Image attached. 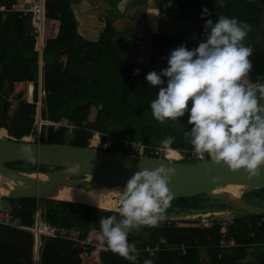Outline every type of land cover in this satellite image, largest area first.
<instances>
[{
    "label": "trees",
    "instance_id": "trees-1",
    "mask_svg": "<svg viewBox=\"0 0 264 264\" xmlns=\"http://www.w3.org/2000/svg\"><path fill=\"white\" fill-rule=\"evenodd\" d=\"M81 0H44L45 16L58 22L55 36L46 40L42 53L34 50L35 38L32 34L30 16L19 18L13 7L16 0H0L4 9L0 10V114L4 105V118L9 138L23 141L32 137V142L65 143L89 146L95 132L101 134V142L112 138L121 143L143 142L162 146L167 136L175 137L171 148L185 152L192 149L185 136L191 128L188 114L163 124L152 116L151 102L157 97L158 88L150 86L146 80L149 71L159 72L166 68L170 49L184 44L189 50L205 39V21L216 22L219 17L237 18L249 25L243 44L252 49L249 59L252 70L249 79L264 84V0H152L159 13L168 9L171 18L178 16L191 23L188 27L175 21L171 31L152 32L151 41L145 49L147 62L133 63L125 56L116 41L117 30L111 20H105L97 39H86L78 30V20L74 8ZM115 5L117 0H108ZM144 1V0H137ZM207 9L210 15L204 14ZM185 28V29H186ZM191 30V31H189ZM135 30L131 31V35ZM138 69V73L134 70ZM40 73V100L43 107L40 118L43 121H59L63 125L55 128L48 123L36 126V103L38 100V75ZM165 80L167 78H164ZM17 82V83H16ZM33 82L32 95L27 94V83ZM15 83V90L23 84L15 100H7V93ZM191 103H189V108ZM94 111L93 116L91 115ZM83 121L86 122L83 125ZM0 127L2 119L0 115ZM116 145L106 150L118 151ZM170 148V147H169ZM121 150V148H120ZM204 158H208L205 154ZM188 157L181 161L187 162ZM24 172H47L46 165L18 161ZM12 167L11 164H6ZM14 169V168H13ZM61 169L54 167L53 170ZM217 201L216 210L235 207L227 202L210 199L205 194L172 199L165 215H176L204 210L201 201ZM244 199L257 206H264V188H258L244 195ZM254 199V201H252ZM11 209L20 219L30 224L33 212L39 209L41 219L55 224H63L85 232L93 219L99 224L100 218L116 215L118 212L74 201L35 198H7ZM228 207V208H229ZM237 208V207H236ZM223 218L225 215L214 216ZM233 223L226 230V237H233L237 246L216 247L221 233L218 225L200 228L185 226L179 222L162 220L158 226H141L132 230L139 238L138 247H155L159 238L160 248L138 255L134 261L119 255L115 257L123 264H264V219L263 215H234ZM32 236L26 231L0 227V264H34L29 248ZM184 244L186 253L178 249ZM207 246V247H205ZM79 247L69 241L40 237L38 264H79Z\"/></svg>",
    "mask_w": 264,
    "mask_h": 264
},
{
    "label": "clouds",
    "instance_id": "clouds-1",
    "mask_svg": "<svg viewBox=\"0 0 264 264\" xmlns=\"http://www.w3.org/2000/svg\"><path fill=\"white\" fill-rule=\"evenodd\" d=\"M204 14L210 15L207 9ZM204 27L205 39L197 47L189 50L181 44L170 49L168 66L146 74L150 86L158 88L150 104L152 116L163 124L187 113L191 128L185 136L195 155L207 154L215 163L256 176L264 165V84L249 79L252 49L243 44L249 25L221 16L214 23L205 21ZM174 141L167 136L161 143L167 149ZM172 175L174 170L162 165L136 171L127 179L118 194L120 218L99 220V240L107 250L134 259L128 235L141 226L154 228L165 218L173 199L168 187Z\"/></svg>",
    "mask_w": 264,
    "mask_h": 264
},
{
    "label": "water",
    "instance_id": "water-1",
    "mask_svg": "<svg viewBox=\"0 0 264 264\" xmlns=\"http://www.w3.org/2000/svg\"><path fill=\"white\" fill-rule=\"evenodd\" d=\"M5 107L1 108L2 128L6 130ZM17 141L8 135H0V188L2 198H35L74 201L90 206L116 211L114 200L123 191L127 179L136 171L154 170L160 166L172 168L168 187L173 199L205 194L210 199L227 202L237 209L213 210L165 215L164 221H180L202 215H262L264 206L247 202L244 195L264 188V165L256 176H249L243 169L231 170L226 165L215 163L212 158L201 161H172L165 158L109 151L91 145L78 146L65 143H41ZM15 161L50 165L61 169L47 172H24L6 166ZM43 175V176H42ZM234 187L232 192L228 188ZM79 189L86 193L105 189L104 201L109 205H93L87 202L62 197L65 191ZM115 189V191H114ZM117 190V191H116ZM103 264H123L107 250L101 252Z\"/></svg>",
    "mask_w": 264,
    "mask_h": 264
},
{
    "label": "built area",
    "instance_id": "built-area-1",
    "mask_svg": "<svg viewBox=\"0 0 264 264\" xmlns=\"http://www.w3.org/2000/svg\"><path fill=\"white\" fill-rule=\"evenodd\" d=\"M16 11L19 12L18 17H24L26 15L30 16V22L32 27V34L34 35V50L39 53H42V50L45 46L46 40L50 37L54 36V29L52 26V21L48 20L45 16V5L44 0H16V4L13 7ZM4 9V6L0 5V10ZM40 85H41V77L40 73L38 75V100L36 103V126L39 131L40 124L48 123L53 125L55 128L63 125L59 121H43L40 118V111L43 107V103L40 100ZM34 89V83L30 82L27 84V94L28 96L32 95ZM86 124L85 121L82 123ZM64 126L72 128L73 126ZM109 142L105 143L104 148L109 147ZM170 150H175L178 153V157L171 158L168 156ZM121 152L139 154L145 156H154L159 158H165L172 161L181 160L184 157H188L189 159H193L196 161H201L204 159L195 155L193 149L187 150L186 153L179 151L177 149L171 148H163L159 146H153L150 144H146L143 142H130L125 140L123 142ZM209 157V156H208ZM211 158V157H209ZM264 216V214H262ZM33 222L30 224L24 223L19 216H17L14 211L9 208L7 210L0 209V227H9L21 231H26L32 236V257L34 259L35 264H37L38 260V252L40 246V237L47 236L50 238H57L69 241L75 245V247H79L78 257L79 264H103L101 260V252L107 251L106 245L99 240V224L91 219L89 227L85 232H82L79 229L74 227L66 226L63 224H55L50 221H45L41 219L39 209H36L33 212ZM214 216L219 215H202L196 218H190L180 221H175L181 223V225L190 226L194 225L200 228H209L213 225H218L220 228V239L216 245V247L222 249L225 247H235L237 246L233 237H226V230L233 223V216L228 215L223 218H216ZM264 218H261L257 223L263 221ZM174 222V221H168ZM183 223V224H182ZM140 228V227H139ZM139 228L133 229L137 231ZM131 240L129 243L134 245L135 251L131 253L134 257V261L140 253L149 252L152 250H156L160 248L161 242H164V239L159 238V242L155 247H150L149 245L138 247L137 243L139 238L134 234V236H130ZM207 247V246H205ZM178 249L182 252V254L186 253V246L181 244ZM110 251V250H109ZM113 253V252H112ZM114 254V253H113ZM148 264V262H146Z\"/></svg>",
    "mask_w": 264,
    "mask_h": 264
},
{
    "label": "rangeland",
    "instance_id": "rangeland-1",
    "mask_svg": "<svg viewBox=\"0 0 264 264\" xmlns=\"http://www.w3.org/2000/svg\"><path fill=\"white\" fill-rule=\"evenodd\" d=\"M121 7L124 9L123 11H120ZM165 10L166 11H163V13H159L156 8H154L152 0H117L115 5L111 4L108 0H81L80 4L74 8L75 16L78 20V30L89 40L97 39L100 31L104 27L105 20H111L113 18L112 22L114 23L115 29L118 31L116 34L118 46L123 50L126 57L138 65L147 62V58L145 54H143L147 52L141 51L140 47L145 49V47L150 44L152 32H165L171 31L172 28H180L175 25L174 20L177 22L179 21L182 25L186 24L188 27H194L190 25L191 23L187 24L181 17L178 19V16H176L173 20V18L170 17L172 14L168 13V9ZM54 23L57 25L56 22ZM185 28L181 27L180 30L188 31V28ZM133 30H135V34L131 35V31ZM14 87L15 83L6 95L9 101L15 100L19 92H23L22 97L25 96L23 84L16 90ZM261 103H264V100H262ZM93 114L94 111L92 110L91 115L93 116ZM0 135H7V131L5 130L3 134L0 132ZM94 135L97 136V133ZM100 136L101 134L98 133L99 140L96 139L94 144L92 143L94 136L91 138L90 144H92L93 147H104L105 143L101 142ZM24 140L32 141V137H24ZM111 144H115L117 148L114 149L118 151L122 148L121 143L114 140V138L111 139L110 146ZM9 164H11L12 167L14 166V169L20 168L18 161L10 162ZM45 168L48 171H54L53 166L46 165ZM109 198L114 199V197L111 198V196ZM115 198H118V196ZM6 199L7 198L0 199V209L2 210L11 208L9 201ZM252 201H254V199H252ZM201 204L204 210H215L219 206L217 201L209 202L207 199H203ZM228 207L227 210L237 209L236 207ZM178 213L179 212H176L174 214ZM224 215L228 216L226 214ZM29 252L32 254V247L29 248Z\"/></svg>",
    "mask_w": 264,
    "mask_h": 264
},
{
    "label": "bare ground",
    "instance_id": "bare-ground-1",
    "mask_svg": "<svg viewBox=\"0 0 264 264\" xmlns=\"http://www.w3.org/2000/svg\"><path fill=\"white\" fill-rule=\"evenodd\" d=\"M2 127H0V132L3 134L5 129H1ZM2 130V131H1ZM97 139V136L95 135L93 138L92 143H95V140ZM169 157L171 158H175L178 157V153L175 150H170ZM43 176V175H42ZM1 178H0V182H1ZM0 188L3 190H8L9 186H4L3 184L0 183ZM229 190H231L232 192L234 191V187H230L228 188ZM105 189H101V190H97L94 191L92 193H86L84 191H81L79 189H75L73 191H65L62 193V197L64 198H68V199H74V200H78V201H83V202H87L89 204H93V205H109L110 201H104L103 200V195ZM235 192V191H234Z\"/></svg>",
    "mask_w": 264,
    "mask_h": 264
},
{
    "label": "crops",
    "instance_id": "crops-1",
    "mask_svg": "<svg viewBox=\"0 0 264 264\" xmlns=\"http://www.w3.org/2000/svg\"><path fill=\"white\" fill-rule=\"evenodd\" d=\"M55 21H52V26H53V29H54V36L56 35V33H57V30H58V22H56L57 23V25H55V23H54ZM17 83V82H16ZM95 136V135H94ZM94 138V137H93ZM97 139H98V133H97ZM99 140V139H98ZM112 200H114V202H113V207H114V209H117L118 210V207H119V196H118V198H114V199H112ZM111 202V201H110ZM33 251V250H32ZM30 255H32V254H30ZM115 256V255H114ZM130 261V260H129Z\"/></svg>",
    "mask_w": 264,
    "mask_h": 264
},
{
    "label": "flooded vegetation",
    "instance_id": "flooded-vegetation-1",
    "mask_svg": "<svg viewBox=\"0 0 264 264\" xmlns=\"http://www.w3.org/2000/svg\"><path fill=\"white\" fill-rule=\"evenodd\" d=\"M7 166V165H6Z\"/></svg>",
    "mask_w": 264,
    "mask_h": 264
}]
</instances>
